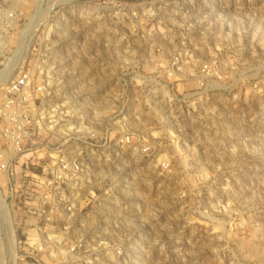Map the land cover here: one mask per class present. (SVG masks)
<instances>
[{"label": "rangeland", "instance_id": "rangeland-1", "mask_svg": "<svg viewBox=\"0 0 264 264\" xmlns=\"http://www.w3.org/2000/svg\"><path fill=\"white\" fill-rule=\"evenodd\" d=\"M8 68L99 151L72 215L0 203V264H264V0H0Z\"/></svg>", "mask_w": 264, "mask_h": 264}, {"label": "built area", "instance_id": "built-area-1", "mask_svg": "<svg viewBox=\"0 0 264 264\" xmlns=\"http://www.w3.org/2000/svg\"><path fill=\"white\" fill-rule=\"evenodd\" d=\"M0 92V203L2 221L15 239L21 193L29 200L26 205L32 215L37 205L50 206L60 191L64 213L72 215L84 190L85 160L96 157L99 150L95 132L83 124L67 125L58 109L45 105L51 90L44 82L23 74ZM86 145L96 151H88ZM34 161L38 173L29 171ZM37 190L48 194L36 200ZM19 245L13 240L10 248L15 246L12 251L16 254L28 253Z\"/></svg>", "mask_w": 264, "mask_h": 264}, {"label": "bare ground", "instance_id": "bare-ground-1", "mask_svg": "<svg viewBox=\"0 0 264 264\" xmlns=\"http://www.w3.org/2000/svg\"><path fill=\"white\" fill-rule=\"evenodd\" d=\"M11 71H12V69H9V68H8V70L4 71V73H2L3 75L1 74L3 78L0 77V80H3V79L6 80V79H8L9 76H10V74L12 73Z\"/></svg>", "mask_w": 264, "mask_h": 264}]
</instances>
